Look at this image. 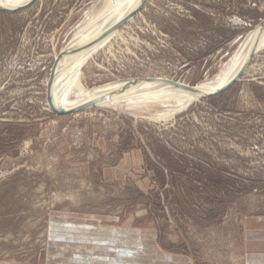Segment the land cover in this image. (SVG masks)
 <instances>
[{"label": "rangeland", "instance_id": "1", "mask_svg": "<svg viewBox=\"0 0 264 264\" xmlns=\"http://www.w3.org/2000/svg\"><path fill=\"white\" fill-rule=\"evenodd\" d=\"M108 3L0 12V264H233L244 223L264 217V46L217 97L59 117L51 71L87 46ZM263 21L264 0H148L80 68L82 83L213 85Z\"/></svg>", "mask_w": 264, "mask_h": 264}, {"label": "bare ground", "instance_id": "2", "mask_svg": "<svg viewBox=\"0 0 264 264\" xmlns=\"http://www.w3.org/2000/svg\"><path fill=\"white\" fill-rule=\"evenodd\" d=\"M33 0H0V7L6 10H17L23 7L28 6ZM109 3L103 13L100 15L105 16L101 22H99L98 26L92 28V36L90 33V37L86 39H82L85 45H82L85 48L66 52L62 58L63 62L60 63L59 69L56 72L55 81L52 88V98L54 106L57 109H68L71 110L75 108L77 105L82 103H88L91 101H99L100 99H104L103 97H111L108 100L104 99L101 105H111L113 107L117 105H124L131 100H135L134 98L143 97L148 95H156L159 94L161 97L173 98L176 97L182 101V106L185 104H189L195 100H198L199 97L194 95L192 92L186 91L184 89L176 88L169 84H164L162 82L156 80H145L136 82L132 87H130L131 83L120 82L117 84L109 85L103 88H93L87 89L82 83V75L80 72V68L87 63L88 59L98 51L101 47H103L109 40L114 37V35L118 32H115L111 36H109L104 41L98 43L96 42L97 38L102 35L107 29L117 24L124 17H126L129 13H131L142 0H118L115 5L111 0H108ZM107 2V1H106ZM106 5V4H105ZM104 6V4H103ZM88 32V31H87ZM258 32H254L248 39L245 44V49L243 53H240L237 57V60L229 68L225 75L221 74L215 80L217 83L213 85H204L197 86L196 89L203 93H214L220 89H222L236 74L241 66L247 61L250 51L252 49L255 36ZM96 40V41H95ZM81 46V47H82ZM264 46V39L260 44L258 50ZM97 53V52H96ZM120 92H126L124 94ZM120 93V94H119ZM75 97V99L71 100ZM73 95H75L73 97ZM150 98V97H148ZM147 99V98H145ZM152 100V99H150ZM170 111V110H169ZM171 112V111H170ZM179 112V111H178ZM173 114V113H172ZM171 115L163 114V116Z\"/></svg>", "mask_w": 264, "mask_h": 264}, {"label": "water", "instance_id": "3", "mask_svg": "<svg viewBox=\"0 0 264 264\" xmlns=\"http://www.w3.org/2000/svg\"><path fill=\"white\" fill-rule=\"evenodd\" d=\"M147 1L148 0H142L140 2V4L131 13H129L126 17H124L117 24H115L114 26L107 29V31L102 33V35H100L96 39L97 41L96 40L95 41L100 43V42L104 41L105 39H107L112 34H114L115 32H117L121 27H123L126 23H128V21H130L132 18H134L136 15H138V13H140L144 9ZM37 2H38V0H33L28 6L23 7L21 9L13 10V11L12 10H6V9H3L2 7H0V12L6 13V14H16V13H19V12H22V11L29 9L30 7L35 5ZM256 32H258V33L255 36V39L253 40L254 43H253V46H252V49L250 51V55H249L247 61L243 64V66H241L239 68V70L232 77V79L222 89H220L214 93H209V94L203 93V92L199 91L198 89H196L197 86H190V85L184 84L180 81L168 80V79H165V80L156 79V81L162 82L164 84H169V85H172L176 88L184 89L186 91L192 92L194 95H197L199 97V99L217 97V96L225 93L233 85H235L237 82H239L240 79L244 76V74L248 70L256 52L258 51L260 44L262 43V41L264 39V21L256 28ZM69 47L62 54H60V56L57 58L56 63H55V65L51 71L50 78H49V81L47 84V103H48V106H49L50 110L55 115H57L59 117H67V116L75 115V114H78V113H81L84 111H88L94 107L104 106V105H101L104 102L103 100L106 99L109 101V99L111 98L108 96V97H103L104 99H100L99 101L97 100V101H91L88 103H82V104L77 105L75 108H73L71 110H68L65 108L57 109L54 106L53 98H52V88H53V84L55 81L56 72H57V69H58L61 61H62L64 54L70 50ZM139 81H145V80L129 81L126 83H131L130 87H132L136 82H139ZM120 93L124 94L126 92H120ZM105 105H108V104H105Z\"/></svg>", "mask_w": 264, "mask_h": 264}, {"label": "crops", "instance_id": "4", "mask_svg": "<svg viewBox=\"0 0 264 264\" xmlns=\"http://www.w3.org/2000/svg\"><path fill=\"white\" fill-rule=\"evenodd\" d=\"M233 264H264V217L247 219L241 231V250Z\"/></svg>", "mask_w": 264, "mask_h": 264}]
</instances>
